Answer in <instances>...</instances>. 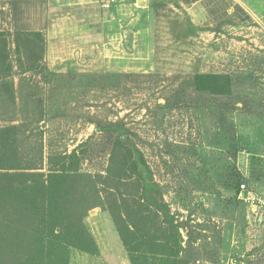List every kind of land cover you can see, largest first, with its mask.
<instances>
[{"label":"rangeland","instance_id":"1","mask_svg":"<svg viewBox=\"0 0 264 264\" xmlns=\"http://www.w3.org/2000/svg\"><path fill=\"white\" fill-rule=\"evenodd\" d=\"M7 1L0 133L11 130L16 154L0 147V158L47 174L52 159L76 151L82 171L105 175L115 125L179 226L176 264H264V0H110L120 3L109 23L99 18L97 44L49 61L43 3L12 18ZM199 74L228 76L230 94L197 91ZM232 166L244 177L237 198L214 190ZM84 224L96 251L72 250L69 264H132L107 210Z\"/></svg>","mask_w":264,"mask_h":264},{"label":"trees","instance_id":"2","mask_svg":"<svg viewBox=\"0 0 264 264\" xmlns=\"http://www.w3.org/2000/svg\"><path fill=\"white\" fill-rule=\"evenodd\" d=\"M164 1L156 0L152 7ZM8 6L11 17L20 18L19 4L9 2ZM230 84L225 75L193 78L197 91L217 96L229 95ZM109 127L118 134L105 175L82 171L76 151L52 159L56 162H49L52 168L47 174L39 172L41 165L25 168L8 160L12 155L0 158V264H69L72 250L93 254L96 246L84 219L95 208L110 213L132 264H150V260L176 264L179 226L139 149L121 128ZM10 131L0 133L3 154H16ZM232 168L233 179H222L214 190L234 191L237 198L244 177L236 166ZM135 187L138 191H133Z\"/></svg>","mask_w":264,"mask_h":264},{"label":"crops","instance_id":"3","mask_svg":"<svg viewBox=\"0 0 264 264\" xmlns=\"http://www.w3.org/2000/svg\"><path fill=\"white\" fill-rule=\"evenodd\" d=\"M9 2L18 3L21 10L26 8V3H43L46 21L41 31L47 38V61L51 57L59 59L62 56L77 59L84 50L94 47L96 38H91V35H99V18L103 15L101 24L109 23L108 14H113L120 3L110 4L103 10L105 7L101 4H106V0H8V5Z\"/></svg>","mask_w":264,"mask_h":264},{"label":"built area","instance_id":"4","mask_svg":"<svg viewBox=\"0 0 264 264\" xmlns=\"http://www.w3.org/2000/svg\"><path fill=\"white\" fill-rule=\"evenodd\" d=\"M109 2H107V6L105 5L104 7H106V8H108L109 7V5L111 4V1L110 0H108ZM243 187V186H242Z\"/></svg>","mask_w":264,"mask_h":264}]
</instances>
